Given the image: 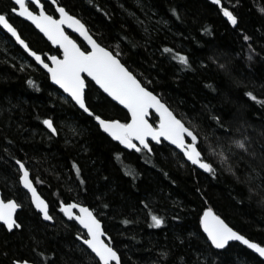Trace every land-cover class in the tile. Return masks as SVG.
Instances as JSON below:
<instances>
[{"label":"trees","instance_id":"16d2710c","mask_svg":"<svg viewBox=\"0 0 264 264\" xmlns=\"http://www.w3.org/2000/svg\"><path fill=\"white\" fill-rule=\"evenodd\" d=\"M221 1L222 7L209 0H63L178 117L199 125L201 146L217 167L216 176L186 162L165 142H152L154 151L147 155L121 147L62 95L10 35L0 31V189L23 205L18 212L22 228L8 232L0 224V264H11L17 257L36 264H59L62 258L68 264H90L76 236L81 228L58 207L73 199L98 210L124 264H181L180 256L198 264H264L263 258L238 242L221 250L211 246L206 256H196L210 247L199 224L206 207L242 234L264 242L260 196L248 199L241 174L246 169L238 173L240 180L228 172L210 150L214 138L209 135L217 128L212 117L219 116L233 128L247 125L258 153L264 146V55L249 59V45L264 51V0ZM6 6H11L10 0H0V9ZM225 6L237 14L238 26L223 15ZM13 22L34 49L44 55L60 54L27 21L15 16ZM241 30L252 39L244 41ZM165 46L172 52L165 53ZM177 52L190 57L191 67L172 58ZM248 91L257 100L247 96ZM101 93L94 83L89 85L88 102L94 109L106 118L129 119L110 98L97 105ZM45 117L54 118L57 136L43 125ZM13 156L25 159L32 177H38L34 182L50 204L53 223L42 220L32 207L18 183ZM73 161L80 165L81 176L76 175ZM152 213L164 217L165 223L153 226ZM124 219L130 223L125 225Z\"/></svg>","mask_w":264,"mask_h":264},{"label":"snow or ice","instance_id":"6c2138e0","mask_svg":"<svg viewBox=\"0 0 264 264\" xmlns=\"http://www.w3.org/2000/svg\"><path fill=\"white\" fill-rule=\"evenodd\" d=\"M215 3L220 5L221 0H215ZM10 4L11 6L0 9V31L6 35L10 34V39H14L39 65L46 69L50 79L68 94L75 106L89 114L100 129L127 149L143 152L146 155L154 151L151 141L158 144L164 141L170 142L179 150L182 157L186 158V162L216 176L218 169L205 154L206 149L201 146L202 134L198 130L199 125L186 121L185 117H178L174 110L155 94L154 89L150 90L141 79H138L134 71L127 66V61L122 62L120 55L107 46L102 36H94L87 22L74 14L63 0H10ZM141 7L146 5L142 4ZM171 11L177 10L173 8ZM222 11L232 25L238 26V16L230 10V7L225 6ZM17 15L31 22L35 29L43 34V37H46L51 44L57 45V51L60 54L45 56L41 50L34 49L28 38L23 36L18 26L14 25L13 18ZM135 18L139 23H143L139 17ZM65 26L74 30L78 36L74 38V35H70L65 30ZM241 33L244 41L252 39L249 35L243 34V30ZM124 38L130 39L127 36ZM249 49V59H252L253 55H264V51L258 52L251 45ZM163 51L169 53L172 49L165 46ZM172 58L178 60L185 68L191 67L188 55L177 52ZM220 67L225 69V65ZM92 82L98 86V90H102L101 99L96 101L97 105L102 106L108 102V98H111L127 109L130 119L106 118L103 112L94 109L88 102V89ZM28 83L33 86L36 84L31 79ZM246 95L252 100H257V96L252 91H248ZM261 102L264 103V101ZM212 120L217 128L209 133L214 138L210 142L214 147L210 150L219 157L221 165L228 172L236 175L237 180H240L238 173H241V169H246L241 174L244 176L242 183L247 184L248 199L251 200L252 194H257L260 196L258 202L264 205V146L259 153L253 148L252 139L246 131L247 125L233 128L223 122L219 116H213ZM42 123L53 135L59 134L54 118L45 117ZM4 139L7 141L8 137L5 136ZM204 140H208L207 135L204 136ZM12 159L18 166V183L31 193V203L35 209L39 210L44 220H54L48 202L37 192L34 185V179L38 177L31 176L25 159L16 156ZM72 166L76 175L81 176L80 165L73 161ZM164 174L167 175V173ZM132 175L135 178V175ZM254 181L257 182L255 185ZM172 182L175 183V181ZM84 183L85 181L81 179L80 185ZM196 191L204 195L201 189ZM84 194H87V189L84 190ZM22 207V203H19L17 199L0 198V221L8 230L22 228L16 215L17 209ZM59 207L64 216L82 226L81 230L76 232V236L82 242L81 250L90 264H124L121 251L114 245L113 238L102 226V219L98 218V210L78 199H73L71 202L61 201ZM104 207L110 209L111 204L106 203ZM150 219L153 226L165 223L164 217L156 213H152ZM123 223L127 225L130 221L124 219ZM199 224L202 226L203 233L206 234L204 241L210 247L196 252L198 258L206 256L211 246L215 249H224L230 246L232 241L242 242L243 245L254 250L259 257L264 258V242H256L246 234H242L212 208L203 209L202 215L199 216ZM40 255L43 256L44 253ZM163 255L168 256L169 253L164 252ZM178 259L181 264H198V260L189 261L184 256ZM11 264H35V262L28 258L17 257ZM48 264L53 262L48 261ZM59 264H68V261L62 258Z\"/></svg>","mask_w":264,"mask_h":264},{"label":"water","instance_id":"95a60500","mask_svg":"<svg viewBox=\"0 0 264 264\" xmlns=\"http://www.w3.org/2000/svg\"><path fill=\"white\" fill-rule=\"evenodd\" d=\"M210 2H212V3H214V4H216L215 3V0H209ZM217 5V4H216ZM218 6H222V3L220 4V5H218ZM23 20H25L26 21V19L25 18H22ZM27 22H29V21H27ZM30 24H31V22H29ZM32 25V24H31ZM34 28H35V26L34 25H32ZM37 30V29H36ZM65 30L66 31H68L69 32V34L70 35H75V36H78V34H75L74 33V30H72V29H68L66 26H65ZM38 32H39V30H37ZM41 34V33H40ZM8 35H10V34H8ZM42 36H43V34H41ZM46 40H47V38L46 37H44ZM82 39V38H81ZM14 40V39H13ZM50 44H51V42L49 41V40H47ZM53 47H55V48H57L58 49V46L57 45H53V44H51ZM21 48L23 49V47L21 46ZM24 50V49H23ZM25 52H26V50H24ZM26 54L31 58V59H33L34 60V58L33 57H31L30 56V54L29 53H27L26 52ZM47 55H51V54H47ZM46 55V56H47ZM35 61V60H34ZM35 63L42 69V70H44L46 73H47V70L46 69H44L41 65H39L38 64V62H36L35 61ZM48 74V73H47ZM48 76H49V74H48ZM49 79H50V76H49ZM88 80H90V78H87ZM50 82L54 85V86H56L58 89H60L61 91H62V93L63 94H65L67 97H68V94L67 93H64L63 92V89H61L60 87H59V85H56L51 79H50ZM92 83H94V82H92ZM95 85V84H94ZM96 86V85H95ZM98 87V86H97ZM102 91V90H101ZM106 95V94H105ZM111 99V98H110ZM112 100V99H111ZM113 101V100H112ZM114 103H116L117 105H119L121 108H123L126 112H127V109H125L124 108V106H122V105H120L118 102H116V101H113ZM74 103V102H73ZM78 107V106H77ZM79 108V107H78ZM81 110V109H80ZM81 111H83V110H81ZM154 111V110H153ZM128 113V112H127ZM87 114V113H86ZM87 115H89V114H87ZM128 115H129V119H130V114L128 113ZM45 126V125H44ZM46 127V126H45ZM47 128V127H46ZM103 130V129H102ZM50 131V130H49ZM106 133V132H105ZM112 140H114L108 133H106ZM54 136H57V135H54ZM115 141V140H114ZM118 144H119V142L118 141H116ZM155 143V144H158L157 142H155V141H151V143ZM165 143H167L168 145H170V146H172L173 148H175V146H173V145H171L170 144V142H167V141H164ZM121 145V144H120ZM121 147H123L124 149H126V150H133V149H127L124 145H121ZM176 149V148H175ZM176 150H178V149H176ZM135 151V150H134ZM179 151V150H178ZM186 159V158H185ZM190 163V162H189ZM191 164V163H190ZM196 168H198L197 166H195ZM199 169V168H198ZM199 170H201V169H199ZM201 171H203V172H205V173H208V172H206V171H204V170H201ZM30 174H31V171H30ZM34 185H35V183H34ZM36 186V185H35ZM21 187L23 188V185H21ZM36 188H37V186H36ZM24 189V188H23ZM26 192H27V190L26 189H24ZM37 192L41 195V193L39 192V190H38V188H37ZM28 194H29V196H30V201H31V193L30 192H27ZM42 196V195H41ZM43 197V196H42ZM0 198H3L2 197V191H1V189H0ZM44 198V197H43ZM45 199V198H44ZM33 205V204H32ZM33 207H34V205H33ZM35 208V207H34ZM213 209V208H212ZM21 209H17V212H19ZM37 210V209H36ZM38 212H39V210H37ZM213 211H215L214 209H213ZM218 214V213H217ZM16 215H17V213H16ZM42 216V215H41ZM42 219H43V217H42ZM44 220V219H43ZM44 221H46V220H44ZM46 222H49V223H53L54 222V220H52V221H46ZM0 223H2L3 224V222L2 221H0ZM78 223V222H77ZM79 225V224H78ZM80 226V225H79ZM102 226H103V223H102ZM6 227V226H5ZM80 227H82V226H80ZM104 227V226H103ZM8 230V229H7ZM203 230V229H202ZM8 231H10V230H8ZM12 231V230H11ZM206 235V234H205ZM107 242V241H106ZM232 242H238V243H241V244H243L242 242H239V241H232ZM232 242H230V243H232ZM246 246V245H245ZM86 247V246H85ZM227 247V246H226ZM225 247V248H226ZM215 248V247H214ZM218 250H221V249H218ZM90 251V250H89ZM254 251V250H253ZM257 254V253H256ZM258 255V254H257ZM264 259V258H263ZM36 264V263H35Z\"/></svg>","mask_w":264,"mask_h":264},{"label":"flooded vegetation","instance_id":"af4514ba","mask_svg":"<svg viewBox=\"0 0 264 264\" xmlns=\"http://www.w3.org/2000/svg\"><path fill=\"white\" fill-rule=\"evenodd\" d=\"M17 18H20V19H22L21 17H18V15L16 16ZM29 23V22H28ZM30 24V23H29ZM73 35V34H72ZM75 36V35H74ZM76 37V36H75ZM46 40V39H45ZM47 41V40H46ZM48 42V41H47ZM17 43V42H16ZM49 43V42H48ZM18 44V43H17ZM19 45V44H18ZM20 46V45H19ZM21 47V46H20ZM43 54V53H42ZM44 55V54H43ZM46 56V55H45ZM44 71V70H43ZM48 75V74H47ZM31 176H32V174H31ZM35 183V182H34ZM36 185V184H35ZM21 186V185H20ZM38 188V187H37ZM39 190V189H38ZM2 191V190H1ZM26 192V191H25ZM40 192V191H39ZM27 193V192H26ZM28 194V193H27ZM29 195V194H28ZM42 195V194H41ZM2 197L3 198H5V196L3 195V191H2ZM6 198H12V197H6ZM29 198H30V196H29ZM13 199H15V198H13ZM31 202V201H30ZM32 204V203H31ZM48 204H49V202H48ZM32 207H33V205H32ZM59 207V206H58ZM34 208V207H33ZM49 208H50V204H49ZM59 210H60V207H59ZM59 210H58V212H59ZM50 212H51V210H50ZM61 212V211H60ZM52 214V213H51ZM61 214L63 215V213L61 212ZM17 216H18V212H17ZM41 216V215H40ZM64 216V215H63ZM67 220H70L68 217H66V216H64ZM41 218H42V216H41ZM43 220V219H42ZM77 225H78V223L77 222H75ZM6 230H7V228L5 227V225L4 224H2V223H0ZM79 226V225H78ZM80 227V226H79ZM81 228V227H80ZM15 230H18V229H13L12 231H15ZM8 231V230H7ZM12 231H8V232H12ZM82 243V242H81Z\"/></svg>","mask_w":264,"mask_h":264},{"label":"bare ground","instance_id":"6f19581e","mask_svg":"<svg viewBox=\"0 0 264 264\" xmlns=\"http://www.w3.org/2000/svg\"><path fill=\"white\" fill-rule=\"evenodd\" d=\"M221 3H222V1H221ZM222 7V6H221ZM46 200V199H45ZM47 201V200H46ZM48 202V201H47ZM35 209V208H34ZM36 210V209H35ZM37 211V210H36ZM38 212V211H37Z\"/></svg>","mask_w":264,"mask_h":264},{"label":"rangeland","instance_id":"374dc122","mask_svg":"<svg viewBox=\"0 0 264 264\" xmlns=\"http://www.w3.org/2000/svg\"><path fill=\"white\" fill-rule=\"evenodd\" d=\"M62 95H63V96H66V95H65V94H63V93H62ZM61 98H63V97H61Z\"/></svg>","mask_w":264,"mask_h":264}]
</instances>
